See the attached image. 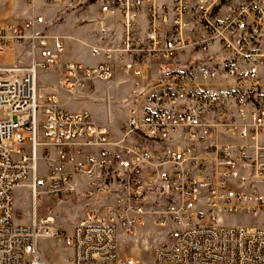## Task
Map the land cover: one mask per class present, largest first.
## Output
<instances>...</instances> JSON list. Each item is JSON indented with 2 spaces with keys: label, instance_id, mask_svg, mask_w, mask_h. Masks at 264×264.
<instances>
[{
  "label": "built area",
  "instance_id": "built-area-1",
  "mask_svg": "<svg viewBox=\"0 0 264 264\" xmlns=\"http://www.w3.org/2000/svg\"><path fill=\"white\" fill-rule=\"evenodd\" d=\"M27 2L55 16L0 27V264H54L43 239L71 264H137L119 263L117 236L146 226L161 238L155 264H264V224L232 222H264V0ZM69 15L82 37L48 32ZM71 42L97 63L64 59ZM39 68L58 69L71 100L123 73L125 121L67 111L40 93ZM79 185L87 210L70 233L52 206L38 216ZM25 186L32 221L18 225Z\"/></svg>",
  "mask_w": 264,
  "mask_h": 264
},
{
  "label": "rangeland",
  "instance_id": "rangeland-1",
  "mask_svg": "<svg viewBox=\"0 0 264 264\" xmlns=\"http://www.w3.org/2000/svg\"><path fill=\"white\" fill-rule=\"evenodd\" d=\"M17 2L18 0H10L7 3L5 1L0 5V10L4 13L17 11ZM28 4L30 5V3ZM35 12H47V17H49L46 8L43 9L38 7ZM70 17H76V19L79 18L75 15L67 16V18ZM25 19H27V17H25ZM49 19L52 18L49 17ZM66 22L63 24H66ZM75 25V29H77L76 31L65 30L66 26L64 25L63 27H59L56 34H77L79 37H82L83 34L78 31L80 30L79 27L82 26L81 22H76ZM54 27L55 26L51 27V30H53ZM48 32L51 33L52 31L49 30ZM10 54L11 60L16 57V60H22L23 66H30V60L26 55V52L16 51ZM66 58L67 60L81 61L88 65L97 63V59L92 58L87 48L78 42H71L68 45L67 51L64 54V59ZM59 72L58 69H38V88L42 95L56 93L67 111H88L97 123L113 127L114 129L125 121L126 109L123 101L128 97L131 81L123 73L117 74V76L110 82L96 83L92 90L85 91L79 95L77 99L71 100L70 93L62 88ZM27 184H30V181H28ZM82 191L83 186L79 185L74 193L60 196L59 200L55 198L40 200L38 216L42 217L45 214L46 207L52 206L57 213L60 227L63 231L70 233L72 227L87 210V200L81 196ZM14 197L16 210L15 223L18 225L30 224L33 214V203L30 189L26 186L17 188L14 192ZM234 221L254 226L264 224L262 218H255L252 216L238 219L233 218L232 222ZM160 240L161 238L148 226L144 229H140L137 234L132 237L127 236L123 231L119 230L117 236V256L119 263L128 259H133L137 264H155V248ZM39 249L42 257L48 262L54 264H71L72 251L64 247L59 239H43L40 243Z\"/></svg>",
  "mask_w": 264,
  "mask_h": 264
},
{
  "label": "crops",
  "instance_id": "crops-1",
  "mask_svg": "<svg viewBox=\"0 0 264 264\" xmlns=\"http://www.w3.org/2000/svg\"><path fill=\"white\" fill-rule=\"evenodd\" d=\"M5 1L7 3L10 0H1L0 5H2ZM28 5L29 4H28L27 0H18V2H17V6H18L17 8L18 9H16L17 11L4 13L3 11L0 10V27H2L3 25H5V24H7L9 22H19L18 20L24 21V20H26L25 17H27V19L30 18V16L32 15L33 11H35V10H33L31 4H30L31 6L30 5L29 6L32 9ZM43 9H45V8H43ZM47 11H48V16L50 18H53L54 17L53 16L54 15V11H52L51 9H48ZM49 17H48V19H49ZM9 20H11V21H9ZM12 20H14V21H12ZM15 20H17V21H15ZM77 20L78 19H76V17H73V18L64 17L63 20L61 21V23L55 25L53 30L50 29V31H52L51 33H56V32H58L59 27H61V26L63 27L64 25L66 26L65 30H75L76 31L77 29H75V26H76L75 23L77 22ZM6 21H8V22H6ZM64 22H66V24H63ZM78 31L81 32V30H78ZM10 55L11 54L8 55V59L10 61H12ZM14 59H16V57L13 58V60Z\"/></svg>",
  "mask_w": 264,
  "mask_h": 264
}]
</instances>
